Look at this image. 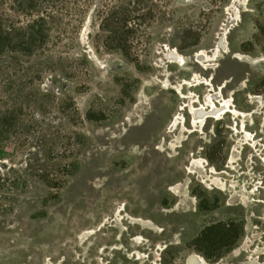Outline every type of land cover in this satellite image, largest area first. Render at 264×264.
<instances>
[{
	"label": "rangeland",
	"instance_id": "obj_1",
	"mask_svg": "<svg viewBox=\"0 0 264 264\" xmlns=\"http://www.w3.org/2000/svg\"><path fill=\"white\" fill-rule=\"evenodd\" d=\"M213 1L69 30L35 83L32 151L0 162V264H264V0ZM197 77L232 101L204 134L182 108L211 89Z\"/></svg>",
	"mask_w": 264,
	"mask_h": 264
},
{
	"label": "trees",
	"instance_id": "obj_2",
	"mask_svg": "<svg viewBox=\"0 0 264 264\" xmlns=\"http://www.w3.org/2000/svg\"><path fill=\"white\" fill-rule=\"evenodd\" d=\"M155 1L0 0V162L32 151L35 83L50 71L53 50L69 30L77 31L93 8L97 19L107 13L108 22H129L132 15L141 20L140 9L154 13ZM169 15L162 13L164 20Z\"/></svg>",
	"mask_w": 264,
	"mask_h": 264
},
{
	"label": "bare ground",
	"instance_id": "obj_3",
	"mask_svg": "<svg viewBox=\"0 0 264 264\" xmlns=\"http://www.w3.org/2000/svg\"><path fill=\"white\" fill-rule=\"evenodd\" d=\"M216 51L217 53L214 54V57H216L217 54L221 52L220 46L218 47ZM166 58L169 60L170 64L179 65L181 63V59L175 50H171V49L167 50ZM195 58H196V64L201 65L205 69H211V64L209 63L215 61L214 58L206 57L204 54H197V57ZM195 79H197L195 87L196 86L198 87L199 85H205L206 87L211 88L210 90H208L209 91L208 94L204 96L205 98H204L203 103L200 102L197 95L192 94L191 96L186 97L181 93V91L180 93H181V97L187 100L184 109L188 110V113L190 114V120H191L190 125H191L192 132L204 134V129L210 120L220 119V117L227 116L229 113H231L232 107L230 103L232 101L223 99L221 92H217V91L213 92L212 91L213 86L211 84V81H209L208 79H203V78H198V77ZM189 84H190L189 81H184L183 86H189ZM198 103L200 104L198 106H195V104H198ZM217 103H219V106L217 105ZM232 113L234 115L240 114L235 110ZM178 126H182L183 130L187 132V129L184 125V118L180 114H178L175 117L170 129L174 130ZM216 188L217 187H213V189H216ZM243 197L245 198V203L247 205V202H246L247 194L245 193ZM263 221H264V218H263ZM247 248H249L248 243H244L243 246L240 247L238 250H241V251L247 250ZM258 250H261V249H258ZM258 254H261V253L258 252ZM235 255H236V252H235ZM200 262H201V259L199 257L192 256L191 258L188 259L187 264H201L202 262L201 263ZM252 262L253 261H251V263Z\"/></svg>",
	"mask_w": 264,
	"mask_h": 264
},
{
	"label": "water",
	"instance_id": "obj_4",
	"mask_svg": "<svg viewBox=\"0 0 264 264\" xmlns=\"http://www.w3.org/2000/svg\"><path fill=\"white\" fill-rule=\"evenodd\" d=\"M218 92H220V91H218ZM184 104H185V103H183V104H182V108H184V107H185V105H184Z\"/></svg>",
	"mask_w": 264,
	"mask_h": 264
}]
</instances>
